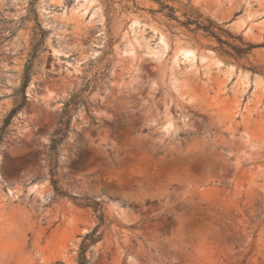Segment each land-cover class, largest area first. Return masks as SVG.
<instances>
[{
	"label": "rangeland",
	"instance_id": "374dc122",
	"mask_svg": "<svg viewBox=\"0 0 264 264\" xmlns=\"http://www.w3.org/2000/svg\"><path fill=\"white\" fill-rule=\"evenodd\" d=\"M166 3L263 47L236 62L154 0H0V204L42 264H78L97 225L47 166L63 105L86 86L57 178L111 221L90 263L264 264V75L243 67L264 66V0Z\"/></svg>",
	"mask_w": 264,
	"mask_h": 264
},
{
	"label": "trees",
	"instance_id": "16d2710c",
	"mask_svg": "<svg viewBox=\"0 0 264 264\" xmlns=\"http://www.w3.org/2000/svg\"><path fill=\"white\" fill-rule=\"evenodd\" d=\"M160 5L162 11L168 10V18L175 20L181 23L187 28L192 25L195 26V30H201L206 33L208 36L214 38L219 46L217 50L222 54H225L233 58L236 62L242 60H248V57L253 54V51L257 48L263 47V45L253 44L246 41L242 36H234L227 29L223 28L221 25L215 23L210 18H204L200 14L189 15V18L185 22H181L178 17L175 15V9L168 5L167 0H154ZM248 64V63H247ZM243 63L244 68H248L253 72L264 75V66H256L249 63L247 65ZM28 77L24 80L23 89H22V102L17 104L11 112L7 115L3 128L6 127L13 117L22 109L24 102L26 100L25 88L27 87ZM90 86H86L77 93H74L63 105L61 114L59 115L57 121V127L54 130L51 140L48 147V157H47V166L49 169V175L51 179V185L55 191V194L61 198H67L72 201L74 204L90 208L93 210L96 219L97 225L94 229L87 233L77 250V262L78 264H91L87 256L88 250L98 243L104 235V232L111 224L108 216L106 214L105 208L101 201H98L89 197H78L72 196L65 192L63 187L60 185V182L57 178V169H58V158L60 155V146L67 138L68 133L71 129V122L73 119V113L81 106L87 109V100L85 94L89 91ZM88 161V155H81L76 161L73 162L72 168L78 169L81 166H85Z\"/></svg>",
	"mask_w": 264,
	"mask_h": 264
},
{
	"label": "clouds",
	"instance_id": "9594fccd",
	"mask_svg": "<svg viewBox=\"0 0 264 264\" xmlns=\"http://www.w3.org/2000/svg\"><path fill=\"white\" fill-rule=\"evenodd\" d=\"M24 227L18 210L0 204V264H42V253L23 247ZM174 250H183L180 235L174 238Z\"/></svg>",
	"mask_w": 264,
	"mask_h": 264
},
{
	"label": "bare ground",
	"instance_id": "6f19581e",
	"mask_svg": "<svg viewBox=\"0 0 264 264\" xmlns=\"http://www.w3.org/2000/svg\"><path fill=\"white\" fill-rule=\"evenodd\" d=\"M92 1H93V0H92ZM179 47H180V46H179ZM188 53H189V50H187V54H186V56L189 55ZM249 77H250V76H249ZM247 78H248V75L245 76V79H246V80H247ZM170 124H171V123H170Z\"/></svg>",
	"mask_w": 264,
	"mask_h": 264
}]
</instances>
